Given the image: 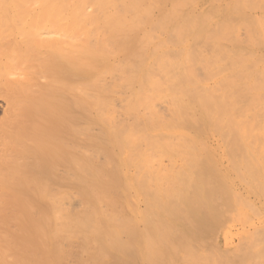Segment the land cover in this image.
<instances>
[{
	"label": "bare ground",
	"instance_id": "obj_1",
	"mask_svg": "<svg viewBox=\"0 0 264 264\" xmlns=\"http://www.w3.org/2000/svg\"><path fill=\"white\" fill-rule=\"evenodd\" d=\"M213 1L215 2L216 0ZM213 1L211 0V3H213ZM225 1L223 2L225 3ZM237 1L240 2V0ZM237 1L235 3L233 2L234 4L232 3V9L236 10V8L238 9L239 7L238 11L243 13L244 11H241L243 10V8L241 7H244L245 9L249 1L247 0V2L246 0H243L246 4L245 6L242 5L243 2L239 3ZM259 1L261 2V0ZM167 2L170 3V5L168 4L169 6L165 5V3ZM193 2L194 0H0V99L5 102V107H3V113L0 117V264H171L170 259H173V261L176 259V250L178 246L182 247L183 249V246H186L185 249L187 248V250V246H193L195 248L194 245L190 244L192 243V239L188 240L192 237L187 238L188 235L190 236V233L187 234V231L189 230L186 229V227L187 224L191 226L194 225L193 228H197V226H199L198 231L200 232L201 227L199 224H201L202 220H200L199 216L197 215L198 220H200V223L197 224L198 221L192 218L196 216H193V214L197 213L194 212V210L200 211L201 207L202 209L200 211V214L202 212V217H206V215L208 217V213L206 212L207 210L203 209V206H205L203 205V203L207 199H204V202L198 199V201L200 200L201 202H203V206L199 204L200 201H196L195 197H192V199L189 198V200H187L188 197H191L187 196L189 193L190 195H194V193L192 194V192L190 191L195 190L196 193L197 191L195 188H198L192 184L194 181H191L193 180L192 178H196L194 175L192 176V174H195L196 170L194 172L192 169L191 171L188 169L189 167L193 168L194 165H192V167L188 164H190L191 160H196L197 155H200V152H196H198L200 149L203 150L207 146V144H210V141L213 139L212 138L209 142L206 141V146H203L202 133L204 131H210V129L214 127L215 122H217V125H221L220 121L217 120V118L216 121H214L215 119L213 116L215 114L217 116V111L219 114L220 112H222V110L225 108L223 106H226L225 101L227 100L228 102L233 99L232 95L234 96V100H237L236 102H241L243 100L239 98V95L243 93V90H245L246 82L244 83L243 81V84L239 85V89L241 85V87H244L242 91L240 89V94H237L240 92H237L238 83L245 77H247L248 74L251 76L252 73H247L251 72V70H248V65H242L243 71H240L241 66L239 65L243 64V62L247 64L248 62L246 61V58L251 56L253 57V55H251L252 52L250 54L247 53L250 52L249 50L246 52L244 51L245 53H241L244 49L242 48L243 46L241 47V45H239L240 49L236 50L239 47L235 49L237 53L238 51L242 49L243 50L240 51L239 53L241 54L238 55L240 56L244 54L245 56H247H243V60L241 57L242 61L240 62H238V57H233L234 60L236 58V62L238 63H236V65L232 60L233 64L232 62H230L232 65L229 63V66L228 61L226 59H223L228 53H231L230 51L233 52V49L229 50V47L226 46L229 43H227V40H231L232 45H237L238 36L235 35V33L237 34L239 29L237 30V32H235L236 30L233 31V26H230L229 28L228 25L226 27L225 24L229 23H226V21H224V25L226 27L225 28L223 25V21L219 20L220 22H222L221 25L218 21H215L216 26L211 24L212 26L210 27L214 28V30L209 28L208 26L210 25V23H207V27L209 29L208 31V29H206L205 27L207 24L203 23L207 22L205 21V19L207 16L209 17V15L206 14L207 16H199L201 14H204L203 6L202 4H200V2H196L200 5L193 8V6H195V2ZM251 2L252 3L249 2L251 6L250 14H252L253 16H248H250L251 18L254 17V20H263L264 22V0H262L261 2L263 3V5H260L261 3H256L257 0H252ZM238 3L239 5H241V7L238 5ZM216 4L219 5L218 2H216ZM211 7V12L210 9H207L209 10L210 15L212 12L214 13L216 10L220 11L222 9L219 8V6H216L215 10L213 9V6ZM155 8L158 10L156 11V16H154L153 14L151 15V13H155L153 11L155 10ZM224 10L227 11V8H225ZM206 12L207 11L205 8V13ZM195 14L199 16L200 19H198ZM245 14L249 13L244 12V15ZM237 16L240 15L237 14ZM237 16L234 17L235 20H238ZM188 17L190 18V20L187 19ZM242 17L243 15L241 16V18ZM244 19L251 21L249 17H246ZM244 19L243 21H245ZM237 20V27L239 24L244 25L243 21H240L241 23H239ZM254 20L252 21L255 26L256 24L258 25V21L256 20L257 22H254ZM249 21L248 24L245 22V24L248 26L251 25V22L249 23ZM260 22L263 26L262 21ZM217 23L220 26L223 25L222 28H225L224 30L222 29V32L224 34L221 33L220 26V28H217ZM243 25H241V27ZM248 26H246V30L242 27V29L244 30L243 35L245 36V38V34H248L250 38L249 34L251 33H249V31L251 29L248 31ZM157 27L159 28V32L162 31L161 34L163 33V31L165 32V34L168 33L169 39H172L174 37L175 38L169 40L167 34V38H165L166 35L163 37L158 33ZM215 27L217 30L215 29ZM260 27L261 26H258V28ZM156 28L157 30H155ZM204 28L207 30L204 34L208 32L211 34V31L212 34L214 31V34H216V32H220V34H218L219 39L220 35L221 39H223L222 37H225L224 31L227 28L230 29V31L228 32H231L232 34L229 33L230 35L228 36V32H226L227 38L226 40L223 39L224 42L226 41V45H223L222 47L223 50L226 49L225 54L227 53L226 55L223 54V58L221 56L224 52L223 50L221 51V48H219L220 44H217L219 46L215 45V43L212 44L213 41H217L218 35L216 36L217 39L214 37L215 40L211 39L210 36L209 41H213L209 44L208 42L204 41ZM261 28H264V26ZM154 30L156 32H153ZM252 30L251 31L253 32V36L258 35V38H255H257L260 42L261 39L259 35L260 33H258L259 31H257V34L255 28ZM263 32L261 31V35L263 34L261 38L264 37ZM155 33H158V35H161V37L163 38H161L160 36L158 37L157 35H155ZM233 33L237 37H235ZM231 36L235 38L232 40ZM153 37L158 38L155 39ZM202 37H204L202 40V42L204 43L200 42ZM245 38L243 37V40ZM253 39L246 40L245 45H247V43H249ZM234 40L236 43L233 42ZM255 40L253 41V44L256 43L259 46L260 44H258ZM219 41L221 42L222 40ZM198 43H201V46L199 48H196L195 46H197ZM230 43L229 46H231ZM204 44L207 49V51L206 49H203L204 51H206L204 52L206 53L205 55H207V52L211 51L210 49H213L212 47H217L214 48V52L215 49H220L219 54L220 51L222 52L221 56L217 52H212L213 54L210 53V55L212 54V56H216L217 54L222 58L220 60L219 56V58L217 56V58L215 56L214 58H211L212 62L215 59V61L213 62L214 65L212 66H215V62L217 61L216 59H218L220 62L222 60L226 62V64L225 62L223 64L224 72L230 67L234 68V66H236V69L239 68L238 70H235V72L232 71L231 73L232 76H236L238 80L242 78L240 81H236L237 79L234 80L233 77L230 79V71L228 72V74L225 72L227 74L226 78L230 79V81L228 80L230 84L232 83L231 80L235 81L232 83H236V85H234L235 90L237 87V91H234L231 84V89L229 88V91L233 90L234 92H237L235 94H237V97L239 99H235L236 96L233 91L232 93L229 91H226V93H224L223 90H228V88L225 87L227 84H222L225 89L220 86L222 82V75L220 77L217 76L216 71L218 69L219 70L217 72L220 71L221 65L220 68H218L219 66L216 65L215 69H218L215 70L214 74H212L213 72L210 68V65L212 63L208 61L210 60V58H207L208 60L205 58L207 62L204 60V55L203 58H200L202 57L201 52H203V50L201 51L200 49L203 48L202 45ZM256 44L254 46H257ZM193 46L196 48L197 53L200 52L198 55L196 54V50ZM208 46L209 48H207ZM224 46L228 48V51L227 48L224 49ZM244 48L249 49V47L245 46ZM191 51H194L192 52L193 54L191 53ZM236 51L230 55L234 56ZM248 54L251 56H249ZM196 55L199 57V61L197 60L198 63L195 62L198 58ZM194 56L197 58L195 59ZM228 57L226 58L228 59ZM261 57H259V59ZM256 58L257 57H254L252 61H250V58V60L248 61H258V58ZM202 61L204 63H200ZM250 62L248 63L249 65ZM254 63L256 65L254 64L253 67H251V65L249 68L254 69L255 66L257 68L259 67V63ZM207 64L210 65L207 66ZM203 65H205L206 67H203ZM226 65L229 68L226 67ZM263 65V68L259 67L260 69L255 70H259L257 72L261 73V69H263L264 72ZM195 67H200L197 68L200 73ZM207 67L209 72H207ZM223 67L221 68L222 72ZM246 67L247 71L244 70V68L246 69ZM203 68L204 71L202 70ZM188 69L193 70L194 74ZM200 69L203 72H201ZM195 71H197V74L199 73L202 76L197 75ZM238 71L240 75V72L243 73L246 71L247 76L245 73H243L245 74V77H243L242 74V77L239 79V74L237 75ZM206 72L207 74H204ZM257 72H255V75H258ZM263 72L262 74H264ZM220 73H218V75ZM262 74L260 75L261 77H259L258 75L259 78L256 77L257 75L255 77L253 75L254 78H252L251 76L253 82L252 79L251 81H249L248 84L251 86L247 85L248 89L253 88L255 82L258 81V79L264 77ZM212 75L214 77L215 75L219 77V81L217 80L218 78L215 77V79L213 77L214 80H217L220 83L219 84L216 81L219 86L217 85V83H214L216 84V86L212 83L216 87L215 88L210 83L209 87L207 86L205 88L204 86H202V84H200L199 81L203 83L205 81L204 79H206L207 81V79L209 80V77L211 78ZM250 76H248V78ZM224 77L225 76L223 75V83L226 82ZM248 78L247 80H249ZM259 81L256 83H259ZM262 81L264 80L261 79V82ZM262 84L264 83L262 82ZM256 86L259 87L258 84ZM217 87L220 89L222 88L221 91L223 92L221 93L222 95L219 93L220 96H223L224 94L226 95L227 92L230 93L229 97L227 96V94V99L223 100L225 103L224 105H222L223 108L220 107L222 97L219 96L218 99V96H216L219 95L217 91L220 92V89L217 90ZM209 88L212 89L209 90L211 92L208 93L207 90ZM213 88L215 89L213 90ZM248 89L246 88L245 91H247ZM254 89L257 88L254 87ZM263 89L264 88H261V90ZM212 91H215L214 93L217 92L216 95ZM249 91L245 93L248 94ZM262 93L264 94V92ZM243 94L240 95V97H243ZM205 95L207 97H205ZM249 95L251 98L250 93ZM256 97L258 98V96ZM203 99L208 101L210 100L213 103L212 104L210 101H206V103H209L208 105H210V107L212 108L211 109L209 107L211 109L210 112L208 111L209 108L207 107V104L204 102L205 100L203 101ZM216 99L220 102V106H218L219 108L214 107L215 103V105L217 106V102H215ZM222 99L225 98L223 97ZM260 100L262 101V99ZM232 101L230 102L232 103ZM254 101L255 103H258L257 105H261L264 102H261L258 99V102L256 101V99ZM242 102H245V98ZM250 103L252 104V102ZM255 103L253 102V104ZM248 104L249 103H243L241 104L243 106H239V103H236L235 105V102L233 101V104L231 105L235 109L232 106L230 107V109L232 108L233 110V113L231 112V117H229V113L231 110L228 109L230 105L226 106L227 109L225 110L229 112H226L224 114H228V116H226L229 118H232L233 116L234 118L232 119L234 122L235 117L236 119H238V116H244V113L246 111H244V107L247 108V106L245 105ZM251 104H249L248 107H252ZM158 105H161L160 108L163 113ZM257 105H253L256 108H252L259 110L260 108L257 109ZM238 106L242 107L244 113H242V111L241 113L237 112L241 110ZM205 107L208 108V110ZM214 108H217L218 110H216L215 112ZM262 108L263 107L261 106V111L263 110ZM166 110H168V112H166ZM250 112L251 111H249V113ZM259 112L257 111L256 114ZM236 113L238 116L233 115ZM238 113H240L241 115ZM209 114H213V116L210 117ZM262 114L261 116L263 117ZM120 115H122L123 117L121 118ZM220 115H218V117L220 116L221 123L223 121L225 123L226 120L232 121V119H226V116L224 117L225 119L222 120L223 114ZM248 116H251V114ZM247 117L244 118L248 119ZM212 118L214 120H212ZM244 118L242 117V119ZM224 123L222 125H227V122L225 124ZM234 123H232L230 126H232ZM250 123L252 124L251 121ZM217 125H215L217 128L214 127V133L218 132V130H222L218 129ZM228 126L221 128H224L225 130H223L227 133L229 132L230 135L222 131V134H224L222 135L220 132L218 136L220 138L218 140L221 139V141H223V145H227V143H230L231 147L235 146L232 147V149H235V144L238 140L235 142V136L231 134L234 132V130L233 128H230V126L228 130ZM235 126L237 125L235 124ZM226 129L228 131H226ZM244 129L246 131L248 130V128ZM239 131H237V133ZM250 131L248 132L249 134ZM256 131H251L252 134H250V136H252L253 138L248 136V133L245 134V132L243 133L242 131L243 134L248 136L247 138V136L242 135L243 137H246L245 141L247 139L249 140L246 141L249 144H246L250 145L251 147L253 144H251L250 141H255L254 136L257 137L261 135L259 134L260 132L257 133L259 135H257L256 133L253 134V132ZM262 133H264V131ZM224 135L225 139L227 138L226 141H228L226 143L224 141ZM237 135L239 137V134ZM221 137L223 138V140ZM228 137H230L232 140L230 138L228 139ZM262 137H264V135L260 138ZM215 139L217 138L215 137ZM261 142L263 143L264 140ZM217 143L219 142L217 141L215 144ZM239 143L241 144L242 142ZM262 143L261 146H263ZM242 145L243 147L247 146L243 143L240 146H237L239 148H242ZM250 146L249 148H251ZM219 147L221 148V145ZM226 147L227 148L225 149V151L227 150L228 153H225L227 155L237 153H235L231 149V147L229 149V145H227ZM256 147L258 146L256 145ZM249 148L247 147V151L249 150ZM240 150L246 152L245 148ZM240 150L238 152H240ZM251 150L252 149H250L249 151L253 152V150ZM254 150L255 152L257 151L256 149ZM230 151L232 153H229ZM187 152H189V156L193 153L196 154V156L193 154L196 158L190 160V158H192L190 156L188 159V155H186L188 154ZM209 153L215 152L210 151ZM245 154L247 156V153ZM248 154L250 153L248 152ZM261 154H263V151L261 152ZM163 155L165 156V158L170 157L168 159L166 158L165 160H170L169 162L171 163V165H166V167L164 168L163 166L165 164H162V167L159 166L161 164L159 163V157L163 159ZM185 155L189 160L188 163H186L187 159H185ZM203 155L205 156L207 154H202V157ZM221 155L222 157L224 156L223 154ZM229 155L228 158L230 157ZM251 155L253 154L251 153ZM214 158L216 159L217 157ZM249 158L250 157H248L247 160L249 166H251V160L249 161ZM201 160H203V162ZM230 160L232 159L230 158ZM230 160L229 162L232 163L233 167L231 168L235 169V172H237V168L239 169V166L237 165H239L240 162L239 164H237L235 161L234 166V158L232 161ZM204 161L206 162V159L204 160V158H201L199 156L198 162H201L202 164L204 163ZM169 162L167 164H170ZM244 162H242V164ZM156 163H158V166L155 165ZM191 163L195 164V162L193 161ZM185 164H187V166ZM201 164L197 165L196 162L194 168H198V170H200V168L203 167L206 169V165L209 167L208 163L203 164L204 166ZM214 164L218 163L213 162L210 165L214 166ZM221 164L224 163L222 162ZM221 164L219 163V166ZM247 165L248 164H246L245 167H248ZM185 166L188 168H186ZM198 166H200V168ZM248 168L246 170L248 171L247 174L249 176H255L254 179L251 178V176L249 177L252 179V182H260L262 180L260 174L262 172H259L260 169L253 170H255V172L256 170L258 171L257 173L260 174L259 177H261V180L260 178L256 177L255 174L257 173H253L252 175V173L250 172L251 174H249ZM185 169H188L189 174L191 175L186 173L187 171H185ZM211 169L213 171L215 170L213 169V167L210 168V170ZM241 169L243 170V168ZM206 170H208V168ZM192 171L193 173H191ZM218 172L222 174V170L221 172L217 170V172H213L214 174L211 173L210 175L209 173V175H213L212 178L214 177V175L215 178H218V176L223 177L220 175L216 176V173ZM197 173L200 174L199 172H196V174ZM240 173L243 174V172L239 170L238 176L240 177V180L242 179L244 182V177ZM202 175L200 174V178L204 179H200L199 177H197L196 182L200 179V181L202 180L203 182H199L200 187L202 184L205 185L204 187H207V184L209 182L207 181V183L205 182L206 184H204V181H206V179L208 180L210 176L205 178V175ZM185 176L188 179H186ZM206 176H208V174ZM262 176H264V174ZM234 177H236L235 174ZM246 177L248 178V176L245 175V181ZM210 178L209 180H211ZM215 178L211 180L214 184L212 185L215 187V189H213L212 191L217 190V185L216 183H214V181H216ZM249 178L248 180L250 181L251 179ZM220 179L218 178V181L220 180V182L222 183V178ZM230 179H232V177ZM188 180L189 182L191 181L190 184L188 183ZM240 180L239 182L242 183V181ZM253 180H255V182ZM196 182L195 185L197 184ZM224 182L226 183V181H223L222 183L224 187L221 186L223 189L225 188ZM248 182H244V184ZM62 183L68 184L70 186L69 190H63L60 187ZM253 183H249L251 186L254 185L252 186V188H255V185H258L259 187L262 184L261 182L259 183L260 185L257 183ZM191 184L195 188L190 186V189H188L189 185ZM249 184L248 186H250ZM58 185H60L59 187L61 189H58ZM209 185L213 188L211 183H209ZM234 185H232L231 187H233ZM185 186L187 187V190L189 192L187 194ZM209 187L207 189H212L211 187ZM235 187L232 188L231 191H229L230 187L227 188L229 195L230 193H232V191L234 192ZM237 187L236 192L234 193H237L239 195V193L241 194L242 191H240L241 189L237 190ZM263 188H257L259 190L257 194L260 192V195H262L261 193H264ZM199 189H197L198 194H200V192L202 191V189L201 191ZM205 191H208L207 197H205L206 194L202 193L204 191L201 192L202 194H200V196L198 194H196V196H199L201 198L202 195L204 196L203 198H208L213 193L209 190ZM214 193L216 194L218 193V191ZM243 193V197H245V192ZM241 195L238 196L239 199L244 200L246 197L243 198ZM260 195L258 196L259 198H261ZM237 196H235V198ZM211 197L215 196L212 195L209 198ZM226 197L228 196L225 195V197L223 198ZM262 197H264V195ZM75 198H78V200H76ZM216 198L217 197H215L214 200L219 203L220 208H223L225 205L224 202L226 203V199L224 200L222 198L223 201H221V199L218 197V199H220V202H218L219 200ZM185 199L187 201H185ZM212 199L211 202H214L212 201ZM251 199L252 198H250V202ZM193 200H195V202H197V204L199 205H197L196 203L195 205L194 202H192ZM239 201L238 203L242 204V202ZM215 202L212 206H214L215 204V206L218 205ZM221 202H223L224 204H222L223 207L221 206ZM229 202L231 201H228V203H226V206L230 210L226 206L223 209L226 210L227 208L226 211L229 210V212L222 213L225 215L228 214V217L232 215L234 211H237V209L230 208L234 206ZM250 202L249 204L252 205L253 203L251 204ZM191 203L193 206L200 207H197L196 209L192 207ZM245 203L248 204V201H246ZM245 203L242 205H245ZM211 204L212 203H210V205ZM228 204L232 206H228ZM249 204L248 206H250ZM210 205L208 204V207L207 205L205 207H207V209H210L212 207ZM189 207H192L194 209L190 211ZM244 207L245 206L241 208L243 209ZM212 209L214 208L212 207ZM250 209L251 210L249 211L251 212L252 209L255 210L256 207ZM216 210L209 211H214L213 214L216 213L218 217H221L218 219V222H222L219 220L222 219L223 216H225L220 215L223 210H218V212ZM257 210L259 211L258 208ZM230 211H232V213ZM249 211H247L248 213L246 212L248 215ZM255 212L256 211H254V213ZM204 213L207 214L205 215ZM237 213L238 214L235 213L233 216L239 215L240 213V215L244 217L243 219H241L242 217L240 216V219L243 221L241 223L244 224L246 221L245 218L247 216L246 213H243L242 211L240 212V210L237 211ZM189 215H192L190 217L191 221L188 220ZM216 215L214 216L211 214L210 216L216 217ZM250 216H248L246 219H248ZM159 217L161 218L160 221ZM236 217H234V219ZM209 218L210 222L213 221L211 220V217ZM230 218L233 219V217ZM175 220H178V222L180 221L178 225L183 227V229L180 227L183 234L185 233V230H187L186 234L183 235L182 232H180L179 227L176 228L178 225H174V223H176ZM194 221H196L197 225L194 224ZM234 221L237 222V220ZM220 224H222V227L225 226L223 225V223ZM252 224V229L248 228L249 230H251V233L248 231L250 235L246 232V234L249 235V241L248 239H245V241H243L244 236L241 237L240 235V239L242 240H239V244L236 243L234 248H231L232 251L234 250V252H238L236 256L238 255L240 259L235 256L236 252L234 253L231 251H229V254H234L231 255L232 258L226 257L228 255V250L225 252V247L224 249H222V252L218 249V247L212 249L213 247H216L214 246L215 244H212V248L211 245H206L207 249L205 250L200 246L202 244L205 245V242L208 243L209 241L204 242L203 240L202 243L201 241H199L200 239H197L195 241L193 239L194 244L196 242H198L199 244L200 242L202 243L201 245H198L197 243L199 249L201 248V250L198 251L199 249H197V246L195 249L192 247L191 249L194 250L193 257L192 253V255L189 254L190 252H192V250H190L189 248L190 251L188 250V253L186 254L188 260H185V249L183 251L182 248H178L179 250L177 251H180L182 249V257H185H183L184 259L179 258L178 260H183V262L187 261L186 264H189L191 262L189 258H191L193 262V258H195L198 254L201 255L203 251L204 254L211 253L210 255H212L213 251L218 250L219 252L215 251V254L213 253L212 256H208L206 254V257V255L204 256V254H202L204 256V259L201 258L203 256H201L199 259L198 255V258H195L196 261H194V264H196L200 260L201 261L197 264H203V261L205 260H207L205 261L207 264H220L224 262L225 264H230L233 260L236 261V259L241 261L242 257H246V255L247 260L244 259L245 262L242 263V260L241 263L252 264L251 262L257 259L255 257L259 255L257 253H261L260 251H258V248H260V250H263L264 247V245L259 246V244L264 241V223L262 225L260 221H254L252 222ZM171 226L173 227L172 231L174 229L176 230V234L177 236H179V240L177 242L180 243L170 241L171 239L173 240V238H170V235H168L169 233H171L169 232ZM191 226L189 228H192ZM206 226L207 225H204L205 228L202 227V232H205L204 229H206ZM208 227L210 226H207V228ZM213 227L208 228V230L210 229V232L213 231L212 233L215 234V231L217 229L215 231L211 230ZM178 231L180 233H177ZM198 231H196V233L192 231V233L197 234ZM189 232H191V229ZM259 232L263 233H261L259 236ZM181 234L182 237L180 236ZM193 234L191 236H193L194 238H198L195 237V234ZM204 234L208 235L207 232H205ZM199 235L201 236V234ZM215 235L217 236V231ZM251 235H253L254 237L253 241L258 238V241H254L258 242V244L255 243V246H252L253 248L249 247V244L254 245V242L251 239ZM257 235L259 237H257ZM206 237L207 236L205 235V237L203 238L207 239L208 237ZM180 238H184V240H181ZM246 240L248 241V244H245V242H247ZM187 241H191L190 243L188 242L189 245L187 244ZM211 242H214V240H212ZM181 243H186V245H182ZM220 243L221 242H219L218 244L220 245ZM242 243H244L245 246L248 245V247H246V250H249V255H251V253H255V259L251 258L254 260H251L249 262L250 256L248 255V253H245L246 255L243 254L247 251L241 250L244 247H241V245H244ZM239 245L240 248L237 249L238 247L236 246ZM256 245H258V248L256 247ZM208 248L210 249L208 250ZM251 248L253 249V251ZM195 250L197 251L196 256ZM240 250L243 252L240 253ZM220 252L222 254H220ZM224 253H226V256L223 255ZM214 255H217V258L213 257ZM220 255L222 258L220 257ZM222 255L224 256V258ZM241 255L242 257H240ZM261 255L264 257V252H262ZM259 256L258 259L260 258ZM262 256L260 261H263L264 259L262 258ZM209 257L211 258L209 259V261H211L210 263L208 259H206ZM219 258H221V260L224 259V262L221 261L219 263ZM228 258L230 259L228 260ZM225 259L227 261H225ZM260 261H257V263L255 262V264H264ZM183 262H181V264ZM192 262L190 264H192ZM231 264H235V262H232Z\"/></svg>",
	"mask_w": 264,
	"mask_h": 264
},
{
	"label": "rangeland",
	"instance_id": "obj_2",
	"mask_svg": "<svg viewBox=\"0 0 264 264\" xmlns=\"http://www.w3.org/2000/svg\"><path fill=\"white\" fill-rule=\"evenodd\" d=\"M207 1H208V3H207ZM212 1H213V0H212ZM223 1H225V0H218V1L216 0L215 2L213 1V3H211V0H200V1H199V0H194L195 3H194V2H193V3H194L195 6H193V8H194V7H197V6L200 5V4H202V6H203V10H204V11H203L204 14H201V15H199V16L202 17V15H205V16H207L206 14L209 15V17L207 16L208 18H207V17H206V19L204 18L205 21H207V22L203 21V22H205V23H203V24L210 23L209 26H208V24L205 26L206 29H208V27H209V28H211V29L214 30V28H212V27H210V26H212V25H215V26H216L215 21H216V22H217V21H218V22L223 21V25L225 24L224 21H226V23H229V24H225L226 27H227L228 25H229V26H228L229 28H230V26H233L232 28H234L233 31L236 30L235 32H237V30L239 29V30H238V33H237V34L235 33V35H237L238 37L235 36L234 33H233V35H234L235 37H237V41H238V44H237V45H238V46H237L236 44H235V46H234V44L232 45L231 40H230V41L227 40V43H228V42H229V43L231 42L230 44H231L232 47L229 46V43L226 45V43H225L226 41L224 42V40H226V38H227V37H226L227 34H228V36H229V35H230L229 33H231V32H228V31H230V29H228V28H227L228 30L226 29V30L224 31V32H225V37H222L224 40L221 39V35H220V39H219V35H218V34H220V32H218V33L216 32V34H214V33H215V31H214V32H213L214 36H213V34H212V31H211V34L208 32L210 35H209L208 33L204 34V33L207 31V30L204 28L205 31H203V35H204L205 39L208 40V41H207V40L204 39V41H206V42H208V43L210 44V42H212L213 40H215V38L217 39V37H218V39H219V40H222V41L220 42V41L217 39V41H216V40L213 41L212 44H214V43H215V45L220 44V46H219V45H217V46H219V48H221V51L223 50V47H222L223 45H226L227 47H229V50L233 49V52H235L236 50H239V49H240L239 45H241V47L243 46L242 48L244 49V50L242 49L243 51L240 50V51H242L241 53H245V52L248 51V50L250 51V52H247V53H249V54H250L251 52H252V53H253V52L256 53V54H254V53L252 54V53H251V55H253V57H252L251 55L248 54V55L251 56V57H247V58H246V61L249 63L250 61H252V60L254 59V57H257V58H258V61H261L262 64H261V62H258L257 60H256V61L254 60L253 62H250V65H249L247 62H246L247 64H245V63L243 62V64L240 63L241 65L238 64L239 66H241L240 71H243V69H242L243 66H242V65H246V66L248 65L249 67L252 65L251 67H253V65L255 64L254 62H256L257 64L259 63V67H260V68H263L262 65L264 64V62H263V61H264V59H263V57H264V40H262V39H264V37L261 38V37L263 36V34L261 35V31L263 32V31H264V28H261V27L264 26V22H263V20H257V19H256V20L258 21V25L256 24L257 27H256L255 24L253 23L252 20H254V17L251 18L253 15L250 14V13H251V12H250V11H251V9H250V8H251L250 3H252V2H251L252 0H251V1L248 0L250 3L246 0V1L248 2L247 5L245 4V2H244L243 0H242V1L240 0V2L237 1V0H235V1H233V0H229V2H228V0H227V1H225V3H224ZM236 1L239 2V3L243 2L242 5H244V6L246 5V8H245V9H244V7H241V5H239V3H238V5H239L241 8H243V10H241V11H244L245 13L248 12L249 14H245V15H244V12L241 13L240 11H238V9H239L238 5H237L238 9L236 8V5H235L236 10H235V9H232V7H233L232 3H233V2L235 3ZM196 2H200V4H199V3L197 4ZM216 2H218L219 5H217ZM227 2H228V4H227ZM261 2H262V0H261ZM261 2H260L259 0H257L256 3H261ZM205 3H206V4H205ZM234 3H233V4H234ZM168 4L170 5L169 2L165 3V5L169 6ZM207 4H208L209 6H208ZM221 4H223V5H221ZM236 4H237V3H236ZM204 5H205L206 7H205ZM231 5H232V7H231ZM260 5H263V3H261ZM211 6H213V9H214V10H215V7H216V6H219V8H222V9H221L220 11H217V10H216L217 13H216V11L214 12V13H216V14H214V13L212 12L211 15H210L209 13L211 12V8H212ZM88 7H89V6H88ZM207 7H208V8H207ZM205 8H206V11H207L208 13H207V12L205 13ZM225 8H227V11L224 10ZM241 8H240V9H241ZM153 9H154V8H153ZM207 9H210V12H209V10H207ZM231 9H232V11H233V10H234V11L232 12ZM248 9H250V10H248ZM247 10H248V11H247ZM153 11H154L155 13H151V15L153 14L154 16H156V15H157V12H156V11H158V10L155 8V10H153ZM237 11H238V12H237ZM193 12H194V11H193ZM221 12H222V15H221ZM223 12H224V13H223ZM235 13H236V14H235ZM155 14H156V15H155ZM237 14H239L240 16H237ZM195 15H196V14H195ZM217 15H221V16H217ZM223 15H224V16H223ZM242 15H243L244 18H246V17H247V18L249 17V19L251 18V19H250L251 21H249V20L246 19V20H247V22H246V20L242 17V18L245 20V21H243V19L241 18ZM248 15H251V17L248 16ZM196 16H197V15H196ZM199 16H197L198 19H200ZM211 16H213V17H211ZM216 16H217V17H216ZM236 16H237V18H238V20H237V19H236V20H237L239 23H241V22L243 21V22H244V25H243V24H239L240 27H239V25H238V27H237V22H236V20L234 19V17H236ZM210 17H211V18H210ZM223 17H224V18H223ZM218 18H219V19H218ZM222 18H223V19H222ZM255 18H256V17H255ZM187 19L190 20L189 17H188ZM216 19H217V20H216ZM221 19H222V20H221ZM240 19H241V20H240ZM208 20H209V21H208ZM213 20H214V21H213ZM219 20H220V21H219ZM256 20H254V22H255ZM211 21H212V22H211ZM240 21H241V22H240ZM248 21H249V23L251 22V23H250V24H251L250 26H248V25L245 24V22L248 24ZM257 21H256V22H257ZM260 21H262L263 26H262V24H261ZM235 22H236V23H235ZM259 22H260V23H259ZM231 23H232V24H231ZM211 24H212V25H211ZM221 24H222V22H220V25H221ZM252 24H253V26H252ZM220 25H218V23H217V28H218ZM223 25H222V26H223ZM225 25H224V27H225ZM235 25H236V26H235ZM241 25H243L242 27L245 28V30H246V26H248V28H247L248 31H249L250 29L252 30V29H254V28H255L256 33H257V31H259L258 33H260L259 35H260V39H261L260 42H261L262 44H261V43L258 41V39H257V38H258V37H257L258 35H256V36L254 35V36H253V32H254L253 30H252L253 32H252L251 30L249 31V33H251V34H249V35H250V38H249L248 34H245V33H244V34L246 35V38H245V36L243 35V31H244V30L242 29ZM245 25H246V26H245ZM207 26H208V27H207ZM222 26H220L221 28L219 27V28L221 29V33H223V32H222V29L224 30V29L226 28V27H225V28H222ZM254 26H255V27H254ZM258 26H261V27H260V28H261V31H260V28H258ZM235 27H236V28H235ZM249 27H250V28H249ZM252 27H253V28H252ZM157 28H158V27H157ZM157 28H156L155 30H157ZM232 28H231V29H232ZM160 29H161V28H160ZM215 29H216V27H215ZM262 29H263V30H262ZM155 30H154L153 32H156ZM216 30H217V29H216ZM218 30H219V29H218ZM208 31H209V29H208ZM219 31H220V30H219ZM233 31H232V32H233ZM248 31H246V32H248ZM161 32H162V31H161ZM161 32H159V28H158V33L161 34ZM226 32H228V33L226 34ZM158 33H155V35H157L158 37H159V36L161 37V35H162L163 37H164L166 34L168 35V33L165 34L164 31H163V33H162L161 35H158ZM258 33H257V34H258ZM263 33H264V32H263ZM169 34H170V33H169ZM171 34H173V33H171ZM207 34H208V35H207ZM223 34H224V33H223ZM231 34H232V33H231ZM254 34H255V33H254ZM153 35H154V34H153ZM153 35H152V36H153ZM167 35L165 36V38H167ZM206 35H207V36H206ZM217 35H218V36H217ZM233 35H232V36H233ZM240 35H241V36H240ZM172 36H173V35H172ZM172 36H171V38H172ZM210 36H211V37H210ZM216 36H217V37H216ZM223 36H224V35H223ZM232 36H231V37H232ZM158 37H157V38H158ZM163 37H161V38H163ZM204 37L201 38V41H200L201 43H204V42H202V40H203ZM209 37H210L211 39H213V40H210V41H209V39H210ZM214 37H215V38H214ZM235 37H232V40H233ZM243 37L245 38L244 40H243ZM252 37H253V38L257 37V38H255V39H256V40H255V39H253ZM153 38H155V37H153ZM157 38H155V39H157ZM174 38H175V37H174ZM174 38H172V39H174ZM168 39H169V35H168ZM172 39H169V40H172ZM228 39H229V37H228ZM238 39H239V40H238ZM249 39H250V40L253 39V40L250 41L249 43H247V45H245V44H246V43H245L246 40H249ZM260 39H259V40H260ZM235 40H236V39H235ZM235 40H234L233 42H235ZM242 40H243V41H242ZM254 40L257 41V43L260 44V45L258 46V45L254 42V43L257 45V46H254V45H255V44H253V41H254ZM223 42H224V43H223ZM240 42H241V43H240ZM201 43H198V44H197L198 47H197V46H195V47H196V48H199V47L201 46ZM222 43H223V44H222ZM235 43H236V42H235ZM251 43H252V44H251ZM199 44H200V45H199ZM248 44H249V45H248ZM250 44H251V45H250ZM206 45H208V44H206ZM215 45H214V46H215ZM210 46H212V45H210ZM244 46H245V47H249V49H248V48H244ZM251 46H254V47H251ZM193 47H194V46H193ZM195 47H194V49L196 50ZM202 47H203V48L200 49L201 51H202L203 49H204V50L206 49L205 44L202 45ZM204 47H205V48H204ZM227 47L224 46V49L227 48ZM234 47H235V48H234ZM238 47H239V48H238ZM250 47H251V49H250ZM207 48H209V46H208ZM212 48H213V49H210L211 51L209 50L210 52H207V55H205L206 53H204V52L207 51V49H206V51L203 50V52H201L202 57H200V58H203V55H204V60H205V58H206V59H207V58H208V59L210 58V60H208V59H207V60L210 61L212 64H211V65H210V64H207V66H208V65L211 66L210 68H211V70H212V72H213L212 74H214L215 70H217L218 68H220V65H221V68L223 67V64H224L225 61L222 60L221 62H223V63H221L219 60L223 58V56H224L223 54H225L226 49L223 50L224 53H222V52L220 51V54H219V50H220V49H215V52H214V51H213L214 48H217V47H212ZM236 48H238V49H236ZM258 48H259V50H258ZM235 49H236V50H235ZM245 49H246V50H245ZM260 49H262V50H260ZM195 50H194V51H195ZM198 50H199V49H198ZM216 50H218V51H216ZM257 50L260 51L261 53L258 52ZM194 51H191V53L194 52ZM227 51H228V48H227ZM240 51H238V53H237V51H236L235 55L233 54L234 56L230 55V54L233 53L232 51H230L231 53H230V54L228 53L229 55L226 53L227 55L225 54L226 56H225V58H223V59H226V60L228 61V64H229L230 62H232V60H233L234 63L236 64V63L242 61L243 58H244L243 56H245L244 54H242V55L239 56L238 54H241V53H239ZM244 51H245V52H244ZM212 52H214V53L217 52L220 56H221V53H222V56H221L222 58H221L219 55L216 54L217 57H218V56L220 57V58L218 57L219 60L216 59L217 61L215 62V66H216V65L219 66L217 69H215V66H212V65H214L213 62L215 61V59H214L213 62L211 61V58H214V56H215V55L212 56V54H213ZM257 52H258V53H257ZM189 53H190V52H189ZM191 53H190V54H191ZM199 53H200V52L197 53V50H196V54L198 55ZM202 53H204V54H202ZM210 53H212V54L210 55ZM192 54H193V53H192ZM208 54H209L210 56H212V57H210ZM194 55H195V54H194ZM197 55H196V56H197ZM237 55H238V56H237ZM259 55H260V56H259ZM190 56H191V55H190ZM192 56H193V55H192ZM199 56H200V55H199ZM216 56H215V57H216ZM228 56H230V57L232 56L231 59H230V57H228ZM246 56H247V55H246ZM246 56H245V57H246ZM258 56H259V57L262 56V57L259 59ZM197 57H198V56H197ZM197 57L194 56L195 59H196ZM217 57H216V58H217ZM226 57H228V59H227ZM233 57H238V58H237V59H238V62H236V58H235V60H234ZM241 57H242V60H241ZM250 58H251V60H250ZM257 58H256V59H257ZM192 59H193V57H192ZM192 59H191V60H192ZM198 59H199V57L196 59L195 62H197ZM200 60H201V59H200ZM207 60H205V61L207 62ZM212 60H213V59H212ZM244 60H245V59H244ZM248 60H250V61H248ZM198 61H199V60H198ZM206 62H205V64H206ZM210 62H209V63H210ZM218 62H219V63H218ZM197 63H198V62H197ZM200 63H204V62L202 61V62H200ZM251 63H252V64H251ZM190 64H191V62H190ZM194 64H196V63H194ZM225 64H226V62H225ZM230 64H231V63H230ZM230 64H229V66H230ZM232 64H233V62H232ZM232 64H231V65H232ZM260 64H261V65H260ZM200 65H201V64H200ZM200 65H199V66H200ZM236 65H237V64H236ZM255 65H256V64H255ZM192 66H194V65H192ZM195 66H196V65H195ZM204 66H205V65H203V67H204ZM224 66H225V65H224ZM263 66H264V65H263ZM187 67H188V66H187ZM205 67H206V66H205ZM226 67H228V66L226 65ZM226 67H225V68H226ZM237 67H238V66H237ZM249 67H248V70H249V71L251 70V72H247V73H250V74L252 73L251 76H252V78H254V77L257 75V74L255 75V72L259 71V70H255V69H260V68H259V67L257 68V67L255 66L254 69H252V68H249ZM191 68H192V67H191ZM195 68L197 69V68H200V67H195ZM210 68H209V69H210ZM221 68H220V71H219V72H217L219 69L216 71L217 76L220 77V76L222 75V76H221V79H222L221 84L218 82V81H219V77H217L216 75H215V77L218 78V79H217L218 81H217V80H214L215 77L212 75V77H211V78L209 77V80L207 79V81H206V79L203 78L205 81H204V80H202V81H204L205 84H204V82L202 83L201 81H199L200 84H202V86H204L205 88H206L207 86L209 87V84H210V83H211V84H212V83L214 84V83H217V82H218V83L220 84V86H222V84H223V85H224V84H225V85L227 84L225 87H227L228 90H223V91H224V93H226V91H229V90L231 89V88H230L231 84H232L233 82H235V81H233V80H231V82H232L231 84H230V82H229L230 79L233 77L231 72H232V71L235 72V70H238L239 68L236 69V66H234V68H233V67H232V68H231V67H230V68L228 67L229 69H228V70H225V72H226L227 74H228V72L230 71V72H229V73H231V74H230L231 76L229 75V78H230V79H229V78H226V77H227V74L224 72V67H223V69H222L223 72L221 71ZM226 69H227V68H226ZM188 70H190V71L194 74L193 70H191V69H188ZM194 70H195V69H194ZM200 70H201V69H200ZM202 70L204 71V68H203ZM202 70H201V72H203ZM205 70H206V68H205ZM244 70L247 71V67H246V69L244 68ZM252 70H253V71L255 70V71H254V74H253V71H252ZM190 71H189V72H190ZM197 71L199 72L198 69H197ZM197 71H195L196 74H197ZM246 71L243 72V73H245L246 76H247ZM261 71L263 72V69H261ZM207 72H209L208 67H207ZM207 72L204 73V74H207ZM220 72H221V73H220ZM262 72H261V73L257 72L258 75H259V77H261L260 75L262 74ZM199 73H200V72H199ZM199 73H198L197 75H200ZM210 73H211V72H210ZM218 73H220V74L218 75ZM222 73H223V74H222ZM240 73H241V75L243 74L242 72H240ZM263 73H264V72H263ZM225 74H226V75H225ZM233 74H234V73H233ZM238 74H239V71L237 72V75H238ZM245 74H243V77H245V76H244ZM223 75L225 76L224 78H225L226 82H228V83H226V82L223 83V80H224V79H223ZM234 75H235V74H234ZM241 75L239 74V79L242 77ZM253 75H254V77H253ZM258 75H257L256 77H258ZM262 75L264 76V74H262ZM200 76H202V75H200ZM205 76H207V75H205ZM208 76H209V75H208ZM248 76H250V75L248 74ZM248 76L245 77L246 79L244 78L242 81H240L242 78H241L240 80H238L236 76L233 77L234 80L237 79L236 81H240V82H239V83L237 82V83H238V91H237V87H236V90H235V86H234V85H236V83L232 84V89H233L234 91H237V92H239L240 89H241V91H242V89H243L244 87H241V86H242V85H241V86H240V89H239V85H240V84H243V83H242L243 81H244V83L246 82L245 87L248 89L247 85H249L248 83H249V81H251V79H252L251 76H250L249 78H248ZM198 77H199V76H198ZM213 77H214V78H213ZM259 77H258V78H259ZM206 78H207V77H206ZM216 78H215V79H216ZM247 78H248L249 80H247ZM258 78H256V79H258ZM199 79H200V78H199ZM210 79H211V80H210ZM261 79L264 80V77H262ZM261 79H258V81L260 80L259 83H256V82H258V81H256L254 85L252 84V85H253L255 88H257V89H254V87H253V88L249 87V88H251V89H248V90H247V91H249V90L251 91V92L249 91V93L251 94V98H250L249 93H248V94L245 93V92H247V91H245V90H246V88H245V90H243V93H244V94L241 93V91H240L239 93L234 92L233 90L229 91V92H231V93H232V91H233L234 94H235V93H237V94H240V93H241L240 95L243 94V95H244L243 97L245 98V102H242V101L244 100V98H243V97H240V95H239V98L243 99L241 102H240V101L236 102L237 100H236V101L234 100V96H233V95H232L233 99H231L230 101L233 100V101L235 102V105H236V103H239V104H240L239 106H243V105H241V104H243V103H246V104L249 103V104H251L250 102H252V104H251L252 107H255V106H253V105H257V104H258V103H255V101H254L255 99H256V101H257V99H258L259 101H261L260 99H262V101H264V94L262 93V92H264V89L261 90V88H264V84H262V82L264 83V81L261 82ZM228 80H229V81H228ZM209 81H211V82H209ZM213 81H214V82H213ZM216 81H217V82H216ZM254 81H255V79H254ZM252 82H253V79H252ZM260 82H261V85H260ZM218 83H217V85H218ZM250 83H251V82H250ZM213 84H212V86L215 87L216 84H214L215 86H214ZM257 84H258L259 87L256 86ZM218 86H219V85H218ZM233 86H234V88H233ZM249 86H251V85H249ZM204 87H203V88H204ZM210 87H211V85H210ZM222 87L224 88V86H222ZM215 88H216V87H215ZM215 88H213V90H214ZM229 88H230V89H229ZM201 89H202V88H201ZM211 89H212V88H211ZM211 89L209 88V89L207 90L208 93L211 92V91H209V90H211ZM219 89H220V88L217 87V90H219ZM221 89H222V88H221ZM221 89H220V92L217 91L218 94H219V93L221 94V93L223 92V91H221ZM224 89H225V88H224ZM204 92H205V91H204ZM204 92H202V93H204ZM212 92H213V91H212ZM214 92H215V91H214ZM214 92H213V93H214ZM217 92H216V93H217ZM229 92H227L228 95L226 94L228 97H229V94H230ZM213 93H212V94H213ZM216 93H214V94L216 95ZM205 94H206V93H205ZM212 94H211V96H212ZM220 94H219V95H216V96H218V97H217L218 99H219ZM237 94H235V96H236L235 99L238 98V97H237ZM246 94H247L248 96H247ZM255 94H256V95H255ZM259 94H260L261 97L259 96ZM202 95H203V94H202ZM206 95H207V94H206ZM206 95H205V97H207ZM221 95H222V94H221ZM226 95L224 94L223 96H220V97H222V98H223V97L225 98V99H222V98H221V100H222V102H221V106H220V104H219V103H220L219 100L217 101V99H216V101H215V102H217V106L215 105L216 103L214 104V107H218V106H220L221 108L225 107V108L222 110V112L224 111L223 113L220 112L221 110L219 111L220 114H223V115H224V116L222 115V120L225 119L224 117H225L226 115L228 116V114H224V113H226V112H229V111H225V110L227 109L226 106L230 105L229 108H228L229 110H231L230 113H229V114H230L229 117H231V115H232L231 112L233 113L232 108L230 109V107L232 106L231 104H233V101H232V103H231L230 101L227 102V100H226V99H227V96H226ZM245 95H246V97H245ZM225 96H226V97H225ZM256 96H258V98H257ZM203 97H204V96H203ZM209 97H210V96H209ZM253 97H254V98H253ZM259 97H260V99H259ZM230 98H231V97H230ZM239 98H238V99H239ZM211 99H214V98H211ZM241 99H240V100H241ZM251 99H252V101H251ZM204 100H205V99H203V101H204ZM223 100H226V101H225L226 106H223V107H222V105L225 104ZM206 101H208V100H205L204 102L206 103ZM209 101H210V100H209ZM209 101H208V102H209ZM212 101H213V100H212ZM249 101H250V102H249ZM262 101H261V102H262ZM210 102H211V101H210ZM253 102H254L255 104H253ZM257 102H258V101H257ZM4 103H5V102H4L2 99H0V117L2 116V113H3V112H2V111H3V110H2L3 107H5ZM205 103H204V104H205ZM211 103H212V102H211ZM222 103H223V104H222ZM259 103H260V102H259ZM263 103H264V102H263ZM263 103H262L261 105H257V109L260 108L259 110H256V109H255L256 107H255V108H252L251 106L248 107L249 104H248V105H245V106H247V108L244 107V111L246 110V111L248 112V115L251 114V116H248L246 111H245V113H244L243 110H242V107H239V106H238L239 109H241V110L237 111V110H238V108H237L236 111H237V112H240V113H241V111H242V113H244V116L242 115V116L239 117V116L237 115V113H236V114H233V115H237V116H238V119H236V117H235V121L237 120V121H236L237 123H236L235 121H234L235 123L233 122V119H232V118H234L233 116H232V118H229V117L226 116V119H228V120H229V119H232V121H231V120H229V121L226 120L225 123L227 122V123H226L227 125H225V126L222 125V124L224 123V121L221 123V120H220V116H221V115L218 113V111L216 112V110H218L217 108H214V109H215V112L217 113V116H216V114H215L214 116H213V114H212V115L209 114L210 117L213 116L214 119H215V120H214V119L212 118V120L216 121V118H217V120L220 121V124L222 125V126L220 125L221 127H227L228 125L230 126L232 123H234L232 126H230V128H233V130H234L233 133H236V134H233V133H231V132H230V133H231L232 135L235 136V138H234V139H236L235 142L238 140V141L236 142V144H235V145H236V148H235L236 150H235L234 148L232 149V147H235V146H232V147H231V146H230V145H231L230 143H227V145H229V147H228L229 149H230V147H231V149H232L235 153L237 152L236 154L233 153L235 156H234L233 154H230V155L228 154V155L230 156V157L228 158V155L226 154V153H228V152H227V150L225 151V149L227 148V147H226L227 145H226L225 143L228 142V141H226L227 138L225 139V135H224V141H225L224 144H225L226 146L223 145V143H222L223 141H221V139L218 140V139L220 138V137H218V136H219V133L221 132V134H222V131L225 132V131H224L225 129H224V128H221V127L219 126V124L217 125V122H215L214 127H216L215 125H217V126H218V129H222V130L220 131V130L217 129L218 132H215V133H214L215 130H214V127L212 126L213 128H211L210 131H209V130H208V132H207V131H204V132L202 133V135H203L204 137L202 136V138H203V139L206 138L207 140H206V139H205V140L202 139V141H203V146H206V145H205L206 141L209 142V141L213 138V139L210 141V144H211V145L206 143V144H207V146L205 147L206 149H205L204 147H203V148L205 149V150L203 149L204 151H203L202 149H200V150L202 151V153H201L200 150H199L198 152H196V153H199V152H200V155H199V156H200L201 158H204V160L206 159V162L204 161V163L201 164V162H200V163L198 162V161H199V156H198V155H197V159H198V160L196 159L197 161L193 159V158H196V157H195L196 154L193 153L195 156L192 154L194 157H193L192 155H190V156L192 157V158H190V160H191V159H193V160L190 161V164H191V165L188 164L189 166L194 165V167H195L196 162H197V165H198V164L203 165V164L208 163V165H209L210 168L213 167V169H215V170H214L215 172H217V170L221 172V170H222V174L218 172V173H216V174H217L216 176L220 175V176H223V177H224V178H223V177H219V176H218L219 179L222 178V183H223V181H226V183L224 182V183H225V188H224L225 190L222 188V187H224V185H222V183L220 182L221 179L218 181V178L216 177V178H217V179H216V178H215V175H214L213 178H212L213 175L210 176L211 173H213L214 171L211 169V170L213 171V172H212V171L210 170V168H209L207 165H206L205 167H207L208 170H209L210 172H209L208 170H206L207 168L205 169L204 167H203V168H200V166H198V167L200 168V170H198V168L195 169L193 166H192V167H193L194 169L191 168V167L188 168V167H186L187 164H185V165H186L185 167L188 168L190 171H191V169H192L194 172H195V170H196V172H199V173H200V172H203V171L206 172V173L208 174V176H206L207 174L204 173V172H203V173H200V174H201V175H202V174H204V175L206 174L205 176L202 175V176H204L205 178H207V177L210 176L211 178H210V177H209V178H210L211 180L215 178L216 181H214V183H216V185H217V188H216L217 190L212 191L213 189H215V187L213 186V185H214L213 182H212L211 180H209V178H208V180L206 179V181H204V184H206L207 181H208L209 183H211V185L213 184V185H212L213 188L209 185V183L207 184V187H204L205 185L202 184V183H203L202 180L200 181V179H204V178H200V174H198V173L196 174V172H195V174H192V176L194 175L196 178L199 177L200 179L198 178L199 181L196 182L197 179L191 177V178L193 179V180H191V181H194L192 184H193L195 187H198V188L193 187L192 184H191V185H189V187H188V185H187L188 189H190V186H192V187L195 188L196 191L198 192L197 189L200 188V189H199L200 191H201V189H202V191L205 192V193H204V192L201 191L203 194H206L205 197H207V192H208V191H205V190H209L210 192H213V193L218 191V193H216V194L214 193L215 195L212 193L210 196L213 195V196L217 197L216 199H218V197H219V198L221 199V201H223L222 198L225 197V195H227L229 198L226 197V198H223V199H224V200L226 199V203H228V201H231V202H229V203H231L234 207H230V208L237 209V211L240 210V212L242 211L243 213H246L247 211L251 210L250 208H253V207H256V209H255V210L252 209L251 212L249 211V215L247 214L248 212L246 213V215H247L246 218H247L248 216H250V215H251V216L248 218L249 220L245 218L246 221H245V220H244V221H245L246 224H245V223L243 224V223H241V222H243L241 219H243L244 217H242V216L240 215V213H239V215H235V216H233L235 213L238 214L237 211L232 210V211L235 212V213L233 212L234 214L232 213V211H230V212L232 213V215H230L229 217L227 216L228 214H227V215L222 214L223 212H224V213H225V212L228 213L229 210H230V209L226 206V203H225V202H224L225 205L223 204V202H221V206H222V207H223V205H224V207L226 206V207L229 209L228 211H226L227 208H226V210H223L224 207H223V208H220V207H219V203H217V201L214 200L215 197H211V198H209V197H210V196H209L210 193L208 194V196H209L208 198H203L204 196H202V195H201V198H200L199 196H200V194H202L200 191H199L200 194H198L197 192L195 193V190H191L190 192H192V194L194 193V195H190V193H189L188 190H187V187L185 186V187H186L185 190H187L186 194L189 193L187 196H191V197H188L187 200H189V198L192 199V197H193V198L195 197V198H196V201H198V199H200V200H202V201L204 202V201L207 199V200L204 202L205 204H204L203 202H201L200 200H199V201H200L201 203L198 201L200 205H202V203H203V205H205V206L207 205V207H208V204L210 205V203H212V204L210 205V206H212V205L214 204L215 201H216L215 203L218 204L217 206H215L216 204H215L214 206H212L214 209H212V207H211L210 209H209V208L207 209V207H205V206L202 205V206H203V209H206V210H207V211L204 210V211H206V212L208 213V217H207V215H206L207 213H206V214L204 213V214L206 215L207 218H206V217H202V215H203L202 212H201L202 215L200 214V211H201L202 207L200 208V211H199V210H196V211L194 210V212H197V213H196V214H193V216H194V215H196V216H195L194 218H192V219H195L196 221H198L197 224L200 223V220L203 221V222L201 221V224H199L200 227H201V228H200L201 230H203L202 227H204V225H207V226H210V227H213V226H214L211 230H214V231H215V230L217 229V230H216V231H217V236L215 235V234H216V231H215V234H214V233H212L213 231L210 232V229L208 230V228H210V227L207 228V226H206L207 231H206V229H204L205 232L208 233V235H207V234H204L205 232H204V231L202 232L200 229H199L200 232L198 231V227H199V226H197V228H196V227L193 228L194 225L191 226V225L187 224L186 229H188L189 231H190V229H191V232L185 230V233H184V234H186V233L188 232L187 234L190 233V236L188 235L187 238L192 237V238H189V239H188V240L192 239V240H191L192 243H190L191 241H187V244H188V242H189L190 244L194 245L195 248H196V246L198 247V245H201V244L203 243V240H204V242H205V241H207V242L209 241L208 243L205 242V245L202 244L200 247H202L203 249L206 250V249H207L206 245H207V246H208V245H209V246L211 245V248H212L213 245L215 244L214 246H216V247H213L212 249H215V248L218 247V249H219L221 252L223 251L222 249H224V247H225V249H226L225 252L228 250V252H227L228 255L226 256V253H224L223 255L226 256V257H230V258H232L231 255H232L233 253L230 255V254H229V251L234 252V250L232 251L231 248H232V247L234 248V246L236 245V243L239 244V242H240L239 240H242V239H240L242 236H244V240H243V241H245V239H248V237H249V235H250V233H251V232H250L251 230H249V229H252V226H253L252 222H254V221H257V222H258V221H260V223L263 225V223H264V216H263V215H264V213H263V212H264V201H263L264 197H262V196L264 195V193L260 190V191L262 192V193H261L262 195H260V192L257 194V192L259 191L258 189H259L260 187H261V188L264 187V182H263V181H264V180H263L264 176H262V175L264 174V172H263V171H264V149H263V148H264V147H263V146H264V142H263V143L261 142V141L264 140V139H262V138H264V137L260 138L261 136L264 135V133H262V132L264 131V112H263V111H264V104H263ZM206 104H207V107L209 108V107H210V105H208L209 103H206ZM212 104H213V103H212ZM218 104H219V105H218ZM235 105H234V106H235ZM237 105H238V104H237ZM160 106H161V105H158L159 108H160ZM259 106H260V107H259ZM261 106L263 107V108H262V109H263L262 111H261ZM162 107H163V106H162ZM232 107H233V106H232ZM205 108H206V107H205ZM208 108H206V109L208 110ZM210 108H211V107H210ZM210 108H209V110H208L209 112H210V110L212 109V108H211V109H210ZM218 108H219V107H218ZM221 108H220V109H221ZM233 108H234V107H233ZM245 108H246V109H245ZM164 109H165V107H164ZM164 109H163V110H164ZM214 109H213V110H214ZM234 109H235V108H234ZM251 109H252V110H251ZM160 110H161V108H160ZM161 111H162V110H161ZM249 111H251V112L249 113ZM257 111H258V112L260 111L259 113H261V114H262V112H263V114H262L263 117H262L261 114H259V113H257V114H259V115H257V114H256ZM166 112H168V110H166ZM166 112H164V113H166ZM211 112H212V111H211ZM213 112H214V111H213ZM252 112H254V113H252ZM162 113H163V111H162ZM240 113H238V114H240ZM167 114H168V113H167ZM218 115H220V116L218 117ZM240 115H241V114H240ZM245 115H247L248 117L245 116ZM256 115H257V117H256ZM120 116H121V118L123 117L122 115H120ZM209 116H208V117H209ZM253 116H254V118H253ZM258 116H259V117H258ZM210 117H209V118H210ZM242 117H243V118H244V117H247L248 119H245V118L242 119ZM249 117H250V118H249ZM255 117H256V118H255ZM260 118H261V119H260ZM210 119H211V118H210ZM238 120H239V122H238ZM247 120H248V122H247ZM254 120H255L256 122H255ZM219 121H218V122H219ZM240 121H241L244 125H243ZM250 121L252 122V124L250 123ZM212 122H213V121H212ZM231 122H232V123H231ZM257 122H258V123H257ZM225 123H224V124H225ZM228 123H229V124H228ZM235 124H236L237 126H235ZM240 124H241V125H240ZM247 124H250V125H247ZM253 124H254V125H253ZM212 125H213V124H212ZM238 125H239V126H238ZM251 125H252V126H251ZM229 126H228V130H229ZM241 126H242V127H241ZM245 126H246V127H245ZM255 126H256V127H255ZM257 126H258V127H257ZM219 127H220V128H219ZM251 127H252V128H251ZM216 128H217V127H216ZM216 128H215V129H216ZM238 128H239V129H238ZM244 128H248V130L246 131ZM254 128H255V129H254ZM256 128H257V129H256ZM94 129H95V128H94ZM223 129H224V130H223ZM237 129H238V130H237ZM250 129H251V131H252V130H254V131L257 130L256 132H253V134H254V133L257 134L258 132H260L259 134H261V135L257 134V135H259V136H257V137L254 136V138H255L254 140H255V141H253V140L250 141L251 144H253V145H252L253 148H252L250 145H248V144H249L248 142H246L248 139L245 141V138H246L245 136H247V135L250 136V134H252L251 131H250ZM228 130L226 129V131H228ZM236 130H237V131L240 130V131L237 133ZM259 130H261V131H259ZM212 131H213V135H212ZM230 131H231V130H230ZM242 131H243V133L245 132V134H247V133L250 131V134L248 133L247 135H245V134L242 133ZM217 133H218V134H217ZM225 133H227V132H225ZM221 134H220V135H221ZM223 134H224V133H223ZM223 134H222V135H223ZM227 134H229V132H228ZM237 134H239V137H238ZM208 135H209V136H208ZM229 135H230V134H229ZM229 135H228V136H229ZM242 135H245V136L243 137ZM248 136H247V138H248ZM210 137H211V138H210ZM215 137H216L217 139H215ZM226 137H227V136H226ZM231 137H232V136H231ZM236 137H238V138H236ZM250 137H252V136H250ZM258 137H259V138H258ZM221 138H222V137H221ZM229 138H230V137H228V139H229ZM242 138H243V139H242ZM252 138H253V137H252ZM256 138H257V139H256ZM230 139H231V138H230ZM249 139H250V138H249ZM222 140H223V138H222ZM231 140H232V139H231ZM217 141H218L219 143L215 144ZM248 141H249V140H248ZM235 142H234V143H235ZM239 142H242L244 145H247V146H244V147H243V145H242V148H239L238 146H240V145L242 144V143L240 144ZM252 142H253V143H252ZM259 142H260V144H259ZM231 143H232V142H231ZM246 143H248V144H246ZM261 143H262L263 146H261ZM212 144H213V145H212ZM214 144H215V145H214ZM218 144H219V145H218ZM258 144H259V145H258ZM209 145H210V146H209ZM217 145H218V146H217ZM220 145H221V148L219 147ZM237 145H238V146H237ZM256 145H257L258 147H256ZM249 146H250L251 148H249ZM214 147H215V148H214ZM216 147H217V148H216ZM218 147H219V148H218ZM224 147H225V148H224ZM247 147L249 148V150L252 149L253 152H250L249 150L247 151ZM254 147H256V148H254ZM211 148H212V149H211ZM238 148H239V149H238ZM244 148L246 149V152H243V150H242V151L240 150V149H244ZM257 148H258V149H257ZM208 149H209V150H208ZM221 149H222V150H221ZM254 149H256L257 151L255 152ZM212 150H213L215 153H209L210 151L213 152ZM239 150H240V152H238ZM252 150H251V151H252ZM207 151H208V153H207ZM216 151H217V153H216ZM244 151H245V150H244ZM262 151H263V154H261ZM205 152H206V153H205ZM218 152H219V153H218ZM221 152H223V153H221ZM225 152H226V153H225ZM241 152H242V153H241ZM248 152H249L250 154H248ZM254 152H255V153H254ZM187 153H188V154H186V155H188V159H189V157H190V156H189V152H187ZM224 153H225V155H224ZM229 153H232V152L230 151ZM238 153H239L240 156L238 155ZM245 153H247V156H246ZM251 153H252L253 155H251ZM202 154H207L209 157H208L207 155H205V156L203 155V157H202ZM219 154H220V155H219ZM221 154H223V155L225 156V158H224V156L222 157ZM186 155H185V157H186ZM210 155H211V158H210ZM215 155H216V156H215ZM248 155H249V156H248ZM256 155H257V156H256ZM261 155H262V158H261ZM161 156H162V155H161ZM163 156H164V155H163ZM206 156H207V157H206ZM236 156H237V158H236ZM214 157H217V158L215 159ZM221 157H222V158H221ZM248 157L251 158V159L249 158V161L251 160V163H252V164L250 163L251 166H249V163H248V160H247ZM253 157H254V158H253ZM255 157H256V158H255ZM166 158H167V157H166ZM166 158H165V156L163 157V159H162L161 157H159V160H160L159 163H161L159 166L162 167V166L165 164V165L163 166V168H164V167H166V165H171V163L169 162L170 160H169V161H168V160H165ZM168 158H170V157H168ZM168 158H167V159H168ZM208 158H209V160H208ZM223 158H224V161H223ZM230 158H231L232 160H233V158H234V161H233L234 166H235V161H236L237 164H239V162H240V164L237 165V166H239V169H238L237 167H236V168H237L238 171L240 170L241 172H243V174H241V173H240V174L244 177V178H243V179H244V182H248V181H249L248 178L251 176V175L249 176V175L247 174L248 171H246V170H247L248 167H249V168H248V169H249V174L252 173V175H253V173H257V172H258L257 170L260 169L259 172H262V173H260V174H261V177H262V180H261V177H259V176H260L259 173L255 174V175H256V177L260 178V180H261L260 182L262 183V184H261L262 186L259 184L260 182H258V183L256 182V183L259 184L260 186L258 187V185H257V186L255 185V188H252V186H254V185H252V186L250 185V184L253 183L251 178L254 179L255 176H254V177L251 176V178H249V179H251V180H250L251 182L249 181L248 183H245V184H244L243 180H242V179L240 180V177L238 176V171L235 172V169H232V168H233V167H232V163L229 162ZM243 158H244V159L246 158L245 160H247V161H245ZM185 159H187V157H186ZM188 159H187V162H186V163H188V161H189ZM225 159H229V160H225ZM210 160H213V161H210ZM218 160H219V161H218ZM232 160H230V161H232ZM243 160H244L245 162H244ZM255 160H256L257 163L255 162ZM161 161H162V162H161ZM167 161H168L170 164H167V163H168ZM192 161L195 162V164H194V163L192 164V163H191ZM201 161L203 162V160H201ZM217 161H218V162H217ZM241 161L244 162V163L242 164ZM253 161H254V162H253ZM213 162L218 163V164H214V166H213V165H210V164H212ZM222 162H223L225 165L227 164L228 166H227V165L225 166L224 164H221ZM227 162H229L230 164L227 163ZM246 162H247V163H246ZM219 163L221 164L220 166H219ZM245 163L248 164V165H247L248 167H245V165H246ZM162 164H163V165H162ZM244 164H245V165H244ZM155 165L158 166V163H156ZM197 165H196V166H197ZM222 165H223V166H222ZM259 165H260V166H259ZM203 166H204V165H203ZM216 166H219V167H216ZM241 166H243V167H241ZM255 166H256V167H255ZM262 166H263V167H262ZM167 167H171V166H167ZM214 167H216V168H218V169H216V168H214ZM229 167H230V168H229ZM231 167H232V168H231ZM244 167H245L246 169H245ZM250 167H251L252 170L250 169ZM261 167H262L263 169H262ZM219 168H220L221 170H220ZM241 168H243V170H244V169H245V170L243 171ZM188 169H185V171H187L186 173L189 174ZM202 169H205V170H202ZM226 169H227V170H226ZM253 169H257L256 172H255V170H253ZM223 170H224V171H223ZM231 170H232V172H231ZM261 170H262V171H261ZM161 171H162V170H161ZM185 171H184V172H185ZM193 171H192L191 173H193ZM250 172H251V173H250ZM186 173H185V174H186ZM209 173H210V175H209ZM223 173H224V174H223ZM230 173H231V176H230ZM188 174H187V175H188ZM213 174H214V173H213ZM234 174L236 175V177H234ZM240 174H239V175H240ZM187 175H186V176H187ZM189 175H191V174H189ZM189 175H188V177H189ZM245 175L248 176V178L246 177V181H245ZM186 176H185V178H186ZM225 176H226V177H225ZM237 176H238V177H237ZM229 177H230V178L232 177V179H230ZM189 178H190V177H189ZM225 178H226V179H225ZM238 178H239V179H238ZM258 178H257V179H258ZM186 179H188V178H186ZM194 179H195V180H194ZM227 179H228V180H227ZM257 179H256V180H257ZM239 180L242 181V183L239 182ZM191 181L189 182V180H188V183L190 184ZM228 181H229V182H228ZM233 181H234L235 183H234ZM237 181H238L239 183H238ZM253 181L255 182V180H253ZM258 181H259V180H258ZM195 182L197 183L196 185H195ZM199 182H202V183H201V184L203 185V186L201 185L202 188L200 187ZM205 182H206V183H205ZM230 182H231V183H230ZM232 182H233V183H232ZM186 183H187V181H186ZM217 183H219V184H217ZM237 183H238V184H237ZM249 183H250V184H249ZM256 183H253V184H256ZM62 184H64V183H62ZM62 184H61V186L58 185L57 187L60 186L63 190H69V187H70V186H69L68 184H64V185H62ZM227 184H228V185H227ZM229 184H231V185H229ZM234 184H235V185H234ZM236 184H237L238 187L236 186ZM248 184H249L250 186H248ZM65 185H66V187H65ZM208 185H209L212 189H207V188L209 187ZM216 185H215V186H216ZM232 185H234V186L231 187ZM63 186H64V188H63ZM221 186H222V187H221ZM226 186L230 187V190H229V191H231V189L234 188L235 186L237 187V190H240V189H241L240 191H242V192H241L242 195H241L240 193H239V195H241V196L243 197V195H244L243 192H245V197H246L247 199H246L245 197H243V198H245L244 200L241 199L242 201L239 199V197H238L239 195H238L237 193H236V194L234 193V192H236V187H235L234 192L232 191V193H230V195L232 196V197H231V196L228 194V193H229V192H228V189H227L228 187H226ZM241 186H242V187H241ZM60 187H59L58 189H61ZM192 187H191V188H192ZM203 187H204V190H203ZM210 187H209V188H210ZM248 187L251 188L252 190L249 189ZM67 188H68V189H67ZM205 188H206V189H205ZM238 188H239V189H238ZM244 188H245V189H244ZM257 188H258V189H257ZM242 189H243V190H242ZM246 189H248V190H246ZM255 189H256V190H255ZM222 190H224V191H222ZM263 190H264V188H263ZM240 191H237V192H240ZM254 191H255L256 193H255ZM219 192H220L221 195L219 194ZM222 192H223V193H222ZM250 192H252V193H250ZM196 194H198L199 196L197 197ZM222 194H223V195L225 194V195L223 196ZM232 194H233V195H232ZM253 194H254V195L256 194V195H255L256 197H255ZM216 195H219V196H216ZM237 195H238V196H237ZM251 195H253V196H251ZM259 195H260L261 198L258 197ZM235 196H237V197H236L237 199L235 198ZM247 196H248V197H247ZM212 198H213V199H212ZM227 198H228V199H227ZM234 198H235V199H234ZM248 198H249V199H248ZM250 198H252V199H251V202H250ZM75 199H76V198H75ZM204 199H205V200H204ZM208 199H210V200H208ZM211 199H212V201H214V202H211ZM220 199H218V200H219L218 202H220ZM229 199H230V200H229ZM254 199H255V200H254ZM261 199H262V201H263V204H262ZM76 200H78V198H77ZM187 200L185 199V201H187ZM227 200H228V201H227ZM239 200H240V201H239ZM245 200L248 201V204H249V202H250L251 204L253 203L254 205H253V204H252V205L249 204L250 206H248V204L245 203V202H246ZM252 200H253V201H252ZM257 200H258V201H257ZM185 201H184V202H185ZM238 201H239V202H242V204L245 203V205H242L241 203H238ZM192 202H194V204H195V203L197 204V202H195V200H193ZM209 202H210V203H209ZM256 202H257L258 204H257ZM259 202H260V203H259ZM186 203H187V202H186ZM196 204H195V205H196ZM199 204H197V205H199ZM222 204H223V205H222ZM255 204H256V205H255ZM191 205H192V203H191ZM191 205H190V206H191ZM232 205H229V204H228V206H232ZM238 205H239V206H238ZM258 205H259V206H258ZM210 206H209V207H210ZM243 206H245V207L242 209L241 207H243ZM139 207H140V205H139ZM141 207H142V204H141ZM143 207H144V206H143ZM192 207H194V208L197 209L198 206L196 207V206H193V205H192ZM192 207H189L190 211H192V210L194 209V208H192ZM199 207H200V206H199ZM199 207H198V208H199ZM217 207H218L219 209H218ZM235 207H236V208H235ZM191 208H192V209H191ZM215 208L218 209L219 211H222V210H223L221 213L219 212L220 215H222V216L225 215V216H226V217L223 216L222 219L219 220V221H222V222H218V219L221 218V217H218V215H216V213L213 214L214 211L211 212L212 210H216ZM240 208H241V209H240ZM257 208L259 209V211L257 210ZM262 208H263V209H262ZM142 209H143V208H142ZM123 210H124V209H123ZM209 210H211V211H209ZM218 210H216V211L218 212ZM244 210H245V211H244ZM261 210H263V211H261ZM204 211H203V212H204ZM208 211H209L212 215H214V216L216 215V217H214V216H210L211 214H210ZM254 211H256V212L254 213ZM194 212H192V213H194ZM231 213H230V214H231ZM253 213H254V214H253ZM257 213H258V215H257ZM197 215L199 216L200 220H198ZM243 215H244V214H243ZM191 216H192V215H191ZM191 216L189 215V219H188V220H190V221H191V219H190ZM236 216H237V217H236ZM238 216H239V218H238ZM240 216L242 217L241 219H240ZM244 216H245V215H244ZM254 216H255V217H254ZM258 216H259V217H258ZM209 217H211V220H213V221L210 222V220H209L210 218H209ZM230 217H233V219H234V217H236L234 220H237V222L234 221V220H233L232 218H230ZM253 217H254V219H253ZM159 218H160V217H159ZM196 218H197V219H196ZM224 218H225V220H226V219H227V220L225 221ZM250 218H251V219H250ZM205 219L208 220V223H207V220H205ZM228 219H230V220H228ZM231 219H232L233 221H232ZM239 219H240V220H239ZM160 220H161V218L159 219V221H160ZM214 220H215V221H214ZM251 220H252V221H251ZM196 221H194V222H195L194 224H196ZM204 221H205V222H204ZM239 221H240V222H239ZM173 222H174V221H173ZM175 222H176V223H174V225H178L180 221L178 222V220H175ZM213 222H214V223H213ZM250 222H251V223H250ZM211 223H213L214 225L211 224ZM218 223H219V224H218ZM220 223H223V225H225V226L222 227V224H220ZM231 223H232L233 225H232ZM248 223H250V224H248ZM197 224H196V225H197ZM203 224H204V225H203ZM208 224H209V225H208ZM230 224H231V225H230ZM240 224H241V225H240ZM242 224H243V225H246V226H243ZM251 224H252V225H251ZM174 225H173V227H174ZM188 225H189V227L191 226L192 228H189ZM201 225H202V226H201ZM217 225L219 226V228H218ZM247 225H248V226H247ZM215 226H216V227H215ZM242 226H243V227H242ZM173 227H172V226L170 227V231H169V232H171V233L168 234V235H170V238H173V240L171 239L170 241H172V242L174 241V242H176V243H180V242H177V241L179 240V239H178L179 236H177V234H176V230L174 229V230L172 231ZM175 227H176V226H175ZM178 227H179V229H180V232H182L181 228L183 229V227H181L180 225H178L176 228H178ZM180 227H181V228H180ZM233 227H234V228H233ZM239 227H240V228H239ZM204 228H205V227H204ZM228 228H229L230 230H229ZM242 228H243V229H242ZM248 228H249V229H248ZM168 229H169V228H168ZM179 229H178V230H179ZM195 229H196V230H195ZM218 229H219V230H218ZM232 229H233V230H232ZM234 229H235V230H234ZM194 230H195V231H194ZM231 230H232V231H231ZM245 230H246V231H245ZM186 231H187V232H186ZM192 231L195 232V233H196V231H198L199 234H201V236H200V235L198 234V232H197V234H195V233H194V234L196 235L195 237H198V238H194L193 236H191V235L193 234ZM248 231H249L250 233H248ZM180 232L178 231L177 233H180ZM218 232H219V233H218ZM237 232H238V233H237ZM246 232H247V234H249V235H247ZM191 233H192V234H191ZM261 233H263V232H261ZM261 233H260V232L258 233L259 236H260ZM182 234H183V232H182ZM182 234L180 235L181 237H182ZM184 234H183V235H184ZM194 234H193V235H194ZM205 235H206L209 239L214 240V242H211L212 240H209L207 237H206L207 239H204L203 237H205ZM240 235H241V237H240ZM246 235H247V236H246ZM186 236H187V235H186ZM245 236H246V238H245ZM259 236L257 235V237H259ZM263 236H264V234H263ZM199 237H200V238H199ZM201 237H202L203 239H202ZM213 237H214V239H213ZM251 237H252L251 239H252V241H253V238H254L253 235H251ZM257 237H256V238H257ZM261 237H262V236H261ZM184 238H185V237H184ZM184 238H180V239H181V240H184ZM216 238H217V239H216ZM237 238H238V239H237ZM193 239H194V241L197 240V239H198V240L200 239L199 241H201L202 243L200 242V244H199L198 242H196V243L194 244V243H193ZM201 239H202V240H201ZM215 239H216V240H215ZM232 239H233V240H232ZM260 239H261V238H260ZM219 240H220V241H219ZM255 240L258 241V238L255 239ZM255 240H254V241H255ZM263 240H264V238H263ZM218 241L221 242L222 244L220 243V245H219V244H218V243H219ZM238 241H239V242H238ZM246 241H247V240H246ZM248 241H249V239H248ZM248 241L245 242V244H246V243L248 244ZM254 241H253V242H254ZM261 241H262V240H261ZM241 242H242V241H241ZM250 242H251V241H250ZM250 242H249V243H250ZM253 242H252V243H253ZM197 243H198V245H197ZM252 243H251V244H252ZM255 243L258 244V242H254V243H253L254 245H250V244H249V247L255 246ZM181 244H182V243H181ZM212 244H213V245H212ZM216 244H217V245H216ZM242 244H244V243H242ZM245 244H244V245H241V247L244 246V247L241 249V250H243V251H244V250L247 251V250H246V247H248V245L245 246ZM182 245H186V243H184V244H182ZM182 245H181V246H182ZM188 245H189V244H188ZM203 245H204V247H206V248H204ZM261 245H264V241H262L261 244H259V246H261ZM183 247H184V249H185L186 246H183ZM187 247H188V250H189V248H190V250H192L191 248H192L193 246H192V247L187 246ZM236 247H238L237 249H239V248H240V245H239V246H236ZM236 247H235V248H236ZM256 247L258 248V245H256ZM178 248L180 249V248H182V247L178 246ZM178 248H177V250H179ZM193 248H194V247H193ZM195 248H194V249H195ZM252 248H253V247H252ZM252 248H251V249H252ZM182 249H183V248H182ZM182 249H181L180 251H177V250H176V259L174 258V259H175L174 261H173V259H170V260H171V264H178V263L181 264V262H183V260H180V261H181V262H180L178 259H179V258L181 259V258H183L184 256H186V254L188 253V250H187V248L185 249V251H184V249H183V251L186 252V253H185L184 256L182 257V255H183V253H181ZM197 249H199V247H198ZM203 249H202V250H203ZM209 249H210V248H208V250H209ZM212 249H211V250H212ZM237 249H236V250H237ZM190 250H189V251H190ZM200 250H201V248H200L198 251H200ZM241 250H240V253L243 252V251H241ZM263 250H264V247H263ZM263 250H262V249L260 250V248H258V251H260L261 253L264 252ZM193 251H194V250H192V252H190L189 254L192 253V254H193V257H194V252H193ZM215 251H216V250H215ZM215 251H213V252L210 251V252H212V255H213V253L215 254ZM217 251H218V250H217ZM217 251H216V252H217ZM237 251H238V250H237ZM248 251H249V250H248ZM248 251H247V252H244L243 254L248 253ZM252 251H253V249H252ZM258 251H257V252H258ZM201 252H202V251H201ZM203 252H204V251H203ZM203 252H202V254H204ZM205 252H207V251H205ZM210 252H208V253H210ZM218 252H219V251H218ZM221 252H220V254H222ZM235 252H236V251H235ZM235 252H234V253H235ZM180 253H181V255H180ZM196 253H197V251L195 250V256H196ZM237 253H238V252L235 253V256H236ZM240 253H239V254H240ZM250 253H251V250H250ZM261 253H257V254L261 255ZM164 254H165V253H164ZM166 254H167V253H166ZM192 254H191V255H192ZM202 254H201V255L198 254V255H199V259H200L201 256H203ZM206 254H207V253H206ZM206 254H204V256H205ZM210 254H211V253H210ZM210 254H207V255L209 256ZM243 254H242V255H243ZM254 254H255V253H254ZM254 254L251 253V255H252V256H251V255H249V253H248V255L250 256V260L248 259L249 262H250L251 260H254L255 258H257V259H255L256 261L254 260L253 262H251L252 264H253V263L255 264V262L257 263V261L259 262L260 259H261V256H262V255H261V256L257 255V257L254 258ZM198 255H197V256H198ZM207 255H206V257H207ZM212 255H210V256H212ZM223 255H222V256H223ZM233 255H234V254H233ZM242 255H241L240 257H242ZM245 255H246V254H245ZM163 256H164V255H163ZM178 256H179V257H178ZM197 256H196V257H197ZM204 256L201 257V258L204 259ZM224 256H223V258H224ZM249 256H248V258H249ZM258 256L260 257L259 259H258ZM173 257H174V256H173ZM173 257H172V258H173ZM188 257H189V256H188ZM193 257H192V258H193ZM196 257H195V258H196ZM213 257H216V258H217V255H216V256L214 255ZM213 257H212V258H213ZM220 257H221V255H220ZM236 257L239 258L238 255H237ZM184 258H185V257H184ZM184 258H183V259H184ZM186 258H187V256H186ZM186 258H185V260H188V258H187V259H186ZM195 258H193V262H192V259L189 258V259L191 260L192 264H194V261H196ZM197 258H198V257H197ZM221 258H222V257H221ZM221 258L218 259L219 263H220L221 261L224 260V259L221 260ZM230 258H228V260H229ZM251 258H254V259H251ZM262 258H264V257L262 256ZM203 259H202V261H203ZM206 259H208V261H209V259H211V258L209 257V258H206ZM239 259H240V258H239ZM244 259L247 260V255H246V257H242V259H241V261L243 260L242 263L245 262ZM178 261H179V262H178ZM200 261H201V260H200ZM200 261H198L197 263H199ZM205 261H207V260H205ZM205 261H203V262H204L203 264L206 263ZM225 261H227V260L225 259ZM236 261H237V263H236ZM236 261L233 260L232 262H235V264H238V263L242 264L240 260H237V259H236ZM238 261H239V262H238ZM173 262H175V263H173ZM191 262H190V263H191ZM210 262H211V261H209V263H210ZM223 262H224V261H223ZM230 262H231V261H230ZM232 262H231V263H232ZM246 262H247V261H246ZM260 262H263V263H264V259H263V261L261 260ZM183 263L186 264L187 261H186V262H183ZM183 263H182V264H183ZM188 263H189V262H188ZM190 263H189V264H190ZM197 263H196V264H197ZM231 263H230V264H231ZM206 264H207V263H206ZM212 264H213V263H212ZM220 264H225V262H224V263H220ZM226 264H227V263H226ZM248 264H250V263H248ZM259 264H262V263H259Z\"/></svg>",
	"mask_w": 264,
	"mask_h": 264
}]
</instances>
